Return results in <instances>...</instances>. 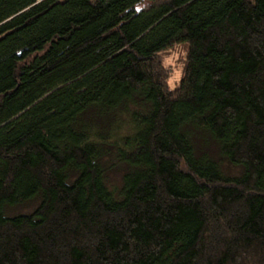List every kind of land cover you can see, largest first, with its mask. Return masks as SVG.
I'll list each match as a JSON object with an SVG mask.
<instances>
[{
	"label": "trees",
	"instance_id": "1",
	"mask_svg": "<svg viewBox=\"0 0 264 264\" xmlns=\"http://www.w3.org/2000/svg\"><path fill=\"white\" fill-rule=\"evenodd\" d=\"M0 264H264V0H0Z\"/></svg>",
	"mask_w": 264,
	"mask_h": 264
},
{
	"label": "rangeland",
	"instance_id": "2",
	"mask_svg": "<svg viewBox=\"0 0 264 264\" xmlns=\"http://www.w3.org/2000/svg\"><path fill=\"white\" fill-rule=\"evenodd\" d=\"M186 55H187V48L186 46H178L171 50L170 52L166 53L163 55V63L165 68L168 70L170 74V79H169V85L172 89L176 88L183 76L184 69H185V62H186ZM227 168V167H226ZM231 172H235V169L233 168H227ZM121 172L117 170H112L109 174V180L110 184H119L120 183V175ZM38 203L34 202L29 205H25L22 207H17L14 209L9 210V213L11 215H16V214H29L32 213Z\"/></svg>",
	"mask_w": 264,
	"mask_h": 264
}]
</instances>
